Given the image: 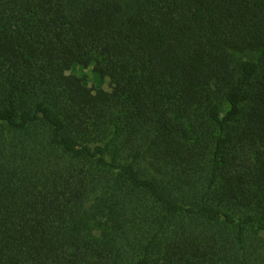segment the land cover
Instances as JSON below:
<instances>
[{"label":"trees","instance_id":"1","mask_svg":"<svg viewBox=\"0 0 264 264\" xmlns=\"http://www.w3.org/2000/svg\"><path fill=\"white\" fill-rule=\"evenodd\" d=\"M0 264H264V0H0Z\"/></svg>","mask_w":264,"mask_h":264},{"label":"rangeland","instance_id":"2","mask_svg":"<svg viewBox=\"0 0 264 264\" xmlns=\"http://www.w3.org/2000/svg\"><path fill=\"white\" fill-rule=\"evenodd\" d=\"M139 0H124L125 4L127 5V8L129 7H132L133 4H137ZM253 55L254 57H258L259 56V53L257 54H251ZM249 55V56H251ZM93 66L91 67H88V68H83L82 66H75L73 67L72 69V73H75L77 75H80V76H86L87 77V80L89 82V84L93 87H103L107 90H110L111 89V84H110V80L109 79H101L99 77V75H97L95 72H94V69H92Z\"/></svg>","mask_w":264,"mask_h":264}]
</instances>
